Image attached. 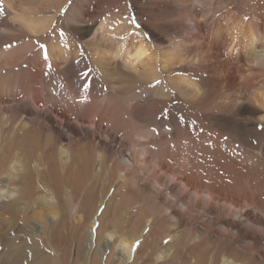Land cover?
Segmentation results:
<instances>
[{
    "label": "rangeland",
    "instance_id": "1",
    "mask_svg": "<svg viewBox=\"0 0 264 264\" xmlns=\"http://www.w3.org/2000/svg\"><path fill=\"white\" fill-rule=\"evenodd\" d=\"M182 1L194 10L196 6L200 9L208 8L203 1L216 6L221 0H203L200 4L195 3L198 0ZM182 1L12 0L11 6L8 7L5 0H0V54H12L13 61L24 59L17 71H31L32 78H24L22 82L25 86L34 85L49 103L44 108H40L39 103L37 109L31 105L25 92H17V98L13 99L16 106L11 98L5 100L3 107L14 109L5 108L4 113L13 116L14 125H23L25 122L29 125L30 141L50 140L52 159L57 167L69 162L65 159L66 155L60 153L61 145L68 147L70 153L74 154L72 156L78 158L80 163L75 176L71 177L69 174L66 180L60 171L51 174V178L53 177V183L57 187L60 186L66 195L70 190L64 189V185L72 183L73 201L70 199L69 202L71 206L78 207L76 211L82 208L84 213L91 211L101 197L102 190L106 191V188L102 187V180L95 178L99 168L97 153L101 151L108 160L114 162H117L120 156L131 160L129 152L125 150L126 133L132 127L149 132L152 142L144 147L153 159L162 156L165 158L167 164L165 172L161 174L163 180L166 181L171 172H182L193 186L209 187L217 194L213 206L204 208V211L201 205L200 209L194 207L190 213L185 214L179 205H174V210L180 213L182 221L175 236L185 231L187 234L200 233V239H194L196 245L194 243L190 246L188 252L184 251V248H178L179 254L186 256L185 264L193 262L194 256L200 251L204 252L203 255L207 258L216 253L217 261L220 259L218 255L227 251L247 261L264 264V260L259 256L264 251V106L255 110L246 104L231 113L222 108L219 101L213 97L195 102L188 100L171 86V81L176 76L197 79L194 68L188 63L179 66L183 72L177 71L176 67L162 70L152 86L136 89L128 95L116 96L101 79L93 60L89 42L94 36L95 42L102 41V38L95 34L102 21L108 24L126 21L131 28L142 34V39L151 46V51L155 54L158 48L162 52L168 50L172 39L177 38L184 26L179 13V4ZM222 1H228V5L233 4L234 8L230 7V10L240 17L243 16L244 20L255 18L259 24L264 23V0ZM13 6L16 9L19 6L29 8L32 14L48 17L50 27L48 26L41 37L32 38L34 40H31L30 36L21 35L18 24H13L11 20L13 11L9 8ZM35 8L37 11H33ZM223 8H226V5ZM73 21L79 23L75 24ZM40 45L44 47L41 48ZM56 45L67 49L65 53L69 55L68 58L64 62L60 61V67L49 62L43 67V71L35 70L32 63L38 61L36 58H39L41 63V59L48 58L50 46ZM74 52L76 53L73 54ZM229 63L234 72L233 78L237 81L234 84L238 83L239 88L248 94L261 92L259 89L264 88V70L246 68L244 60ZM237 69L240 74H236ZM69 86L76 96H68ZM158 91L166 96L158 94ZM133 93H136L135 98L128 103L126 99L129 95L133 96ZM138 93L144 94V97L139 98ZM199 135V140H195ZM206 143L217 145L206 149ZM182 164L185 166L182 167ZM133 177L129 174L123 183L121 189L124 193H117L113 187L107 190V196L114 193L108 206L121 201L127 192L131 200L143 204L145 211L155 212V224L161 227L163 220L159 217V212L164 211V206L170 205L169 198L162 192L161 196L155 199L156 187L149 174L139 173ZM179 189L180 185L177 184L173 193L176 197L180 194ZM192 192L188 194L191 199ZM224 197L237 203L244 211L253 209L250 218L255 223L249 225L235 211L231 214L217 209L223 205L221 199ZM103 209L104 206L101 205L99 214ZM78 215L79 213L71 211L68 216L69 223L64 226L65 237L61 247L64 246L71 256L66 264H71L75 254L72 221L77 220ZM224 221L243 223L244 228H248L256 236V240L252 242L243 236H236L233 231H225ZM147 231L148 229L146 233ZM189 237L191 240L193 235ZM169 241L168 238L164 239L160 246L164 248ZM183 244L181 241V245ZM162 263L159 261L158 264ZM174 264L183 263L174 259ZM218 264H222L221 260Z\"/></svg>",
    "mask_w": 264,
    "mask_h": 264
},
{
    "label": "bare ground",
    "instance_id": "2",
    "mask_svg": "<svg viewBox=\"0 0 264 264\" xmlns=\"http://www.w3.org/2000/svg\"><path fill=\"white\" fill-rule=\"evenodd\" d=\"M190 1L192 0H188ZM202 1L195 3L200 4ZM11 2L12 0H5L6 6H11ZM203 3L207 4L208 8L200 9L196 6L191 10L185 1L179 4L184 26H180L179 34L176 39H172L171 47L163 52L158 48L157 54L151 51V46L142 39V34L131 28L126 21L119 24L102 21L95 31L102 41L95 42L94 36L95 40H90L89 44L100 77L111 92L121 96L139 88L150 87L162 70L176 67L177 71L183 72L179 66L188 63L194 68L197 79L180 75L171 81V86L188 100L195 102L213 97L219 101L222 108L231 113L246 104L255 110L263 107L264 88L259 89L261 92L258 90L259 93L255 92L256 94L243 92L238 83L234 84L236 79L233 78L234 72L229 62L244 60L246 68L264 70V23L259 24L255 18L244 20L243 16L240 17L230 10V7L234 6L228 5V1H218L216 6L209 5L206 1ZM224 5L226 8H223ZM9 9L13 11L11 20L13 24H18L21 35L30 36L31 40H34L32 38L41 37L48 29V17L32 14L31 9L21 6L18 9L14 6ZM36 9L33 11H37ZM50 47L47 59H41L40 63L39 58H36L38 61L32 63L35 70L43 71V67L49 62L60 67V61L64 62L68 58L65 47ZM22 63L24 59L13 61L12 54H0V264H66L71 256L61 244L71 211L79 213L77 220L72 221L75 254L71 264H158L159 261L163 262L162 264H174V259L181 260L183 264L187 263L186 256L180 255L178 248H184L183 250L188 252L191 249L189 247L195 243L194 239H200V233L187 234L185 231L175 236L182 221L180 213L174 210V205H179L185 214L190 213L194 207L200 209L203 206L201 209L204 211V208L213 206L217 195L215 190L193 186L182 172H171L168 179L163 180L161 174L165 172L167 164L165 158L162 156L153 159L144 147L152 142L149 132L132 127L124 137L127 141L125 150L129 152L131 160L120 156L117 162L110 161L99 151V168L95 178L102 180V187L106 188V191L102 190L101 197L91 211L84 213L82 208L79 209L80 212L76 211L78 207L71 206L69 202L70 199L73 201L72 183L64 185V189L70 190L66 195L60 186L57 187L53 183L51 174L62 171L63 179L66 180L69 174L71 177L75 176L80 163L78 158L72 156L73 153H70L68 147L61 145L60 153L65 154V159L69 162L60 165V169L52 159L50 140L30 141L29 125L26 122L23 125H14L13 116L4 113L5 108L14 109L3 107L5 100L11 98L16 106L14 100L17 98V92H25L31 105L37 109L39 103L40 108L49 104L47 98L43 93H39L34 85L25 86L22 82L24 78H32L31 71H17ZM236 74H240V70L236 71ZM67 90L68 96H76L70 86ZM135 94L129 95L126 101L131 102ZM158 94L166 96L160 91ZM138 97L143 98L144 94L138 93ZM200 137L199 135L195 140ZM216 145L206 143L204 147L209 149ZM184 166L182 164V167ZM139 173L151 176L156 187V200L162 192H165L170 200L172 207L164 206V211L159 212V217L163 220L161 227L155 224V212L145 211L143 204L131 200L127 192L121 198L122 202L119 200L118 203L108 206L114 193L107 196V190L113 187V190L120 194L127 176L130 174L135 177ZM177 184L180 185V194L176 197L173 193ZM191 191L192 199L188 197ZM221 201L223 205L217 209L231 214L235 211L249 225L255 223L250 218L253 209L244 211L226 197ZM101 205L104 209L99 214ZM156 208L155 205L154 209ZM224 223L225 231H233L236 236H243L252 242L256 240V236L248 228H244L243 223ZM189 235H193L191 240ZM167 238L170 241L164 248L161 247V242ZM137 242L138 247L133 250V245ZM203 253L200 251L196 254L190 264H218L220 260L222 264H257L227 251L218 255L219 261L216 253L208 258ZM259 256L264 260V251Z\"/></svg>",
    "mask_w": 264,
    "mask_h": 264
},
{
    "label": "snow or ice",
    "instance_id": "3",
    "mask_svg": "<svg viewBox=\"0 0 264 264\" xmlns=\"http://www.w3.org/2000/svg\"><path fill=\"white\" fill-rule=\"evenodd\" d=\"M41 48L44 47V45H40ZM45 59H47V57H45ZM139 242H137L136 244L133 245V250H135V248L138 246Z\"/></svg>",
    "mask_w": 264,
    "mask_h": 264
}]
</instances>
